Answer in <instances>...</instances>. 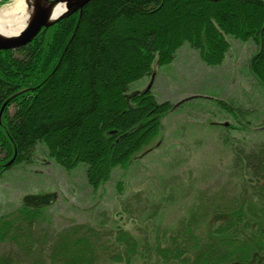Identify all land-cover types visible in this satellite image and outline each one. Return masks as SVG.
<instances>
[{
  "label": "trees",
  "instance_id": "1",
  "mask_svg": "<svg viewBox=\"0 0 264 264\" xmlns=\"http://www.w3.org/2000/svg\"><path fill=\"white\" fill-rule=\"evenodd\" d=\"M227 36L256 44L247 70L264 91V0H92L29 43L0 50V176L31 162L41 143L61 167L83 164L87 183L98 189L148 146L173 108L148 89L129 94L132 84L153 65L171 63L184 43L206 64H221ZM261 126L250 145L227 141L231 190L164 188L151 196L156 202L127 203L129 215L101 231L84 224L40 231L38 204L1 215L0 246L9 247L0 249V264H264ZM174 204H183L181 215L159 220Z\"/></svg>",
  "mask_w": 264,
  "mask_h": 264
},
{
  "label": "rangeland",
  "instance_id": "2",
  "mask_svg": "<svg viewBox=\"0 0 264 264\" xmlns=\"http://www.w3.org/2000/svg\"><path fill=\"white\" fill-rule=\"evenodd\" d=\"M13 2L0 0V7ZM227 39L229 49L219 65L206 64L196 49L184 43L171 63L153 65L152 74L132 84L129 94L148 88L157 101L174 104L161 120V131L141 151L149 152H139L125 168H114L110 179L93 190L83 164L67 170L40 143L31 162L13 166L0 176V216L23 204H38L44 207L34 224L40 231L57 232L74 224L101 231L116 227L120 222L117 218L129 215L127 203L156 202L151 196L161 197L164 188L182 189L191 183L195 188L216 189L227 184L231 190L226 180L232 162L227 141L242 138L250 145L260 139L264 91L247 70L256 44ZM193 95L198 96L179 104ZM213 99L227 102L238 115L235 118L247 122L246 130ZM229 122L233 128L221 126ZM7 167L3 166V171ZM118 182L122 185L119 193ZM183 204L170 205L159 220L169 223L178 218ZM8 247L2 244L0 249Z\"/></svg>",
  "mask_w": 264,
  "mask_h": 264
},
{
  "label": "water",
  "instance_id": "3",
  "mask_svg": "<svg viewBox=\"0 0 264 264\" xmlns=\"http://www.w3.org/2000/svg\"><path fill=\"white\" fill-rule=\"evenodd\" d=\"M90 1L92 0H26L30 8L27 23L16 34L7 35L0 32V50L17 49L29 43L42 29L50 27L69 14L80 12L83 6ZM60 4H63V9L55 12L56 7ZM192 98L193 96L185 97L179 104ZM13 160L14 157L4 165V168L10 165Z\"/></svg>",
  "mask_w": 264,
  "mask_h": 264
},
{
  "label": "bare ground",
  "instance_id": "4",
  "mask_svg": "<svg viewBox=\"0 0 264 264\" xmlns=\"http://www.w3.org/2000/svg\"><path fill=\"white\" fill-rule=\"evenodd\" d=\"M63 7V4L58 5L55 12ZM29 12L26 0H14L10 6L0 7V32L7 35L18 33L27 23Z\"/></svg>",
  "mask_w": 264,
  "mask_h": 264
}]
</instances>
